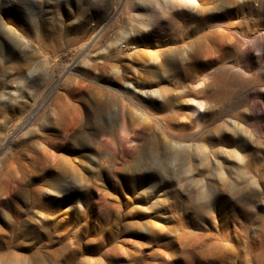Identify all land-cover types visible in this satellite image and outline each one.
<instances>
[{
	"label": "rangeland",
	"instance_id": "rangeland-1",
	"mask_svg": "<svg viewBox=\"0 0 264 264\" xmlns=\"http://www.w3.org/2000/svg\"><path fill=\"white\" fill-rule=\"evenodd\" d=\"M0 264H264V0H0Z\"/></svg>",
	"mask_w": 264,
	"mask_h": 264
}]
</instances>
